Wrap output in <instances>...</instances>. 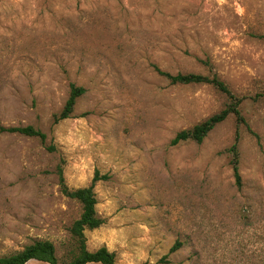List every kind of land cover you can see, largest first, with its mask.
<instances>
[{"label":"rangeland","instance_id":"obj_1","mask_svg":"<svg viewBox=\"0 0 264 264\" xmlns=\"http://www.w3.org/2000/svg\"><path fill=\"white\" fill-rule=\"evenodd\" d=\"M260 35L264 0H0V123L47 135L0 134V256L48 240L71 260L82 207L61 192V165L70 189L107 176L94 189L105 223L85 231L90 251L106 246L117 264H264ZM206 61L246 97L256 135L240 128L242 190L227 153L233 115L202 143L171 145L228 98L170 84L154 66L208 75ZM72 84L86 93L54 125Z\"/></svg>","mask_w":264,"mask_h":264},{"label":"trees","instance_id":"obj_2","mask_svg":"<svg viewBox=\"0 0 264 264\" xmlns=\"http://www.w3.org/2000/svg\"><path fill=\"white\" fill-rule=\"evenodd\" d=\"M259 38L264 40V35H260ZM205 64L209 67L210 73L208 75L194 73L172 74L160 69L157 66H154L157 73L160 76L166 78L170 84H209L228 98V103L223 110L210 116L208 119L195 125L193 128L179 132L174 137V139H172L171 145L176 146L181 142L187 141L202 143L217 125L223 123L229 116L233 115L236 118L237 131L234 143L227 149V153L231 159L230 163L233 169L236 186L239 190H242L244 184L240 172V128L245 126L251 134L256 135L249 127L247 120L241 111V105L243 104L246 97H241L234 94L226 82L218 76L213 65L209 61H206ZM85 93L86 89L84 87L72 84L65 106L61 113L55 116L53 124L57 125L60 121L70 118L74 112L77 101ZM4 133L19 134L27 137L38 138L43 143L47 141V135L32 125L6 127L0 123V134ZM48 150L54 151L55 147L50 145L48 146ZM57 169L61 192L66 197L80 203L82 207V213L80 217L73 222L70 229L74 242L72 258L68 263L64 264H117L115 253L111 252L106 246H102L95 251H90L87 248V237L85 234L86 230L92 231L98 229L105 223V220L100 217L96 208L98 201L94 189L96 183L100 180L107 179V176H100L99 173L96 172L91 185L78 189H70L66 184L62 166L59 165ZM179 245L180 242H177L174 246H172L170 253L176 251ZM31 260L48 264H62L59 262V259L56 256V248L54 244L48 240H37L32 244L25 246L21 251L7 256H0V264H26ZM163 261L164 260L162 259L161 262Z\"/></svg>","mask_w":264,"mask_h":264},{"label":"crops","instance_id":"obj_3","mask_svg":"<svg viewBox=\"0 0 264 264\" xmlns=\"http://www.w3.org/2000/svg\"><path fill=\"white\" fill-rule=\"evenodd\" d=\"M99 248H100V247H99ZM99 248H98V249H99ZM96 250H97V249H96ZM94 251H95V250H94ZM26 264H29V262H28V263H26ZM89 264H91V263H89Z\"/></svg>","mask_w":264,"mask_h":264}]
</instances>
